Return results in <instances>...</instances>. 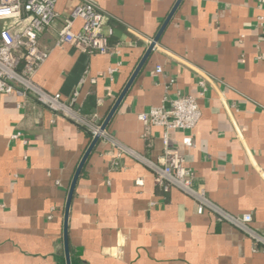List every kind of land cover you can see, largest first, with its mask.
Listing matches in <instances>:
<instances>
[{
  "label": "crops",
  "instance_id": "obj_1",
  "mask_svg": "<svg viewBox=\"0 0 264 264\" xmlns=\"http://www.w3.org/2000/svg\"><path fill=\"white\" fill-rule=\"evenodd\" d=\"M85 1L105 15L114 52L56 45L65 17ZM177 0H55L59 17L39 36L49 57L37 85L104 121ZM259 0H183L112 118L121 145L158 162L162 127L147 146L139 114L198 97L192 130H172L194 186L264 234V28ZM81 21L75 22L78 29ZM162 67V72L156 71ZM114 68L113 72L110 69ZM173 80V81H172ZM203 83V84H202ZM204 91V95L200 93ZM21 132L18 139L14 133ZM191 136L192 147L183 144ZM91 142L75 119L33 95H0V264H66L64 209ZM178 188L165 192L137 157L101 139L78 180L69 217L73 264H264L253 239Z\"/></svg>",
  "mask_w": 264,
  "mask_h": 264
},
{
  "label": "built area",
  "instance_id": "obj_2",
  "mask_svg": "<svg viewBox=\"0 0 264 264\" xmlns=\"http://www.w3.org/2000/svg\"><path fill=\"white\" fill-rule=\"evenodd\" d=\"M259 8V25L264 28V0H259ZM58 17L55 0H0V95L14 92L24 96L33 95L52 110L75 119L89 131L91 139L100 134L101 139L110 141L119 153L133 155L148 165L154 172L155 183L163 191L170 192L173 188L182 190L196 200L198 213H203L209 208L219 214L245 231L264 254V234L258 233L250 226L252 214L233 215L212 203L203 188L194 186L195 172L187 165L186 156L169 144L172 130H192L199 123L202 111L198 97L178 93L170 105L163 104L139 114L149 148L153 146L150 135L152 127L164 129L163 154L159 161L155 162L118 143L108 128L102 131V122L81 116L76 109L78 89L69 101H64L60 93L51 94L35 83V74L49 57V51L40 46L39 36L51 27ZM77 20L81 21V25L75 29ZM105 20V15L93 2L85 1L77 5L72 13L64 18L56 45L69 44L83 53L114 52L110 41L112 30L105 31ZM114 70L111 68L110 72ZM156 71L161 73L162 67L158 66ZM204 91L205 89L200 96L204 95ZM20 136L21 132H17L12 138L18 139ZM183 144L192 147L193 138L186 136Z\"/></svg>",
  "mask_w": 264,
  "mask_h": 264
},
{
  "label": "water",
  "instance_id": "obj_3",
  "mask_svg": "<svg viewBox=\"0 0 264 264\" xmlns=\"http://www.w3.org/2000/svg\"><path fill=\"white\" fill-rule=\"evenodd\" d=\"M183 0H177L176 3L174 4L173 8L171 9L170 13L164 20L163 24L161 25L159 31L151 41L150 45L148 46L145 54L143 55L142 59L140 60L139 64L135 68L134 72L132 73L131 77L129 78L128 82L124 86L123 90L121 91L120 95L116 99L114 105L110 109L109 113L107 114L106 118L104 119L102 125H101V130H106L114 117L116 111L118 110L122 100L126 96L127 92L129 91L130 87L132 86L134 80L136 79L137 75L139 74L140 70L146 63L148 57L150 56L151 52L155 48L157 42L159 41L162 33L164 32L165 28L171 21L172 17L174 16L175 12L177 11L178 7L180 6L181 2ZM101 139L100 134L95 135L87 147L86 151L84 152L77 169L74 173V176L72 178L69 190H68V195L66 199V204H65V209H64V225H63V247H64V254H65V259H66V264H73L72 259H71V246H70V234H69V217H70V209L72 205V201L74 198L75 190L77 187L78 180L81 176V173L83 171V168L89 159L91 153L95 149L96 145L99 143Z\"/></svg>",
  "mask_w": 264,
  "mask_h": 264
}]
</instances>
